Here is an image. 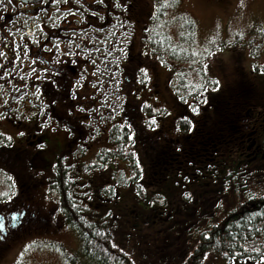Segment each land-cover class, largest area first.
I'll return each instance as SVG.
<instances>
[{"label": "trees", "instance_id": "obj_1", "mask_svg": "<svg viewBox=\"0 0 264 264\" xmlns=\"http://www.w3.org/2000/svg\"><path fill=\"white\" fill-rule=\"evenodd\" d=\"M151 3V12H141L137 20L142 29L144 45L138 55L153 58L154 61L164 62L167 65L171 76L170 89L175 108L173 115L175 128L162 129L163 125L159 123L160 126L154 135L156 138L153 137V134L147 130V125L151 122L146 121L152 120L150 118L152 108L144 106L145 110L144 108L141 110L137 105L136 110L133 97H126L120 112V123H112L108 128L109 131H104L107 133L106 146L100 148L85 167V169L103 170L109 167L115 171L114 166L108 165L112 159L128 161L127 167L131 170L130 173L135 175L133 181L137 184L138 192L142 191L139 187L141 183L148 187L150 204L146 203L147 205H144L140 211L132 201L135 199L130 198L129 195L124 198V203H114L115 188L106 187L104 184L98 185L99 190H95L97 199L92 202L87 197L88 186L84 194L80 192L81 190L77 191L78 184L85 182L77 183L76 165L71 159L68 160L65 143L64 151H58L56 146L58 143L48 144L51 134H54L56 129L69 133L80 131L78 123L83 120L65 116L66 111L76 109L81 103L78 99L75 100L77 94H70L69 88H66L62 98L56 103L57 106L52 107L54 122H51V125H57L55 130L47 127L44 121L38 122L36 115L32 116L31 110L27 111L29 128L23 141L26 139L29 144L34 140L47 145V149L43 148L45 154L49 148L57 152L54 153V157L44 155L45 168L57 174L56 181L50 178L49 191L55 195L63 225L75 232L80 244L77 254L67 256L66 262L68 264H203L211 255L229 261L235 259L245 264H264V261L259 263L260 257L264 256V169L249 164L253 160H264V155L260 153V150L264 149V140H262L264 116L259 89L242 75L240 69L239 80L217 89V82L208 76L204 67L209 51L202 55L186 54L183 45L178 47L163 30L158 29L160 30L158 32L157 25L164 17L165 10L175 7L172 2L151 0ZM120 16L126 19L122 16L121 8H107L90 23L96 25L99 30L109 29L115 33L122 26L117 24V18L120 19ZM129 21L124 20L127 24L130 23ZM114 23L119 29L112 28ZM183 23H186L188 36L180 39L182 44L188 42L187 39H192L195 34V26L192 22L186 20ZM222 45L223 43L219 44V47ZM259 50L260 53H264V47ZM251 54L255 55L254 50ZM126 55L125 65L121 66L124 72L130 69L129 63L131 66L134 58L129 52ZM138 70L137 67V72ZM70 73L74 78L78 70L74 68ZM144 73L140 71L137 79L139 83L145 82ZM193 83L196 84V88L187 85ZM46 96H42L44 100ZM91 101H87L88 106L84 108H92L95 111L96 101ZM187 103L199 111L198 117H194L189 111ZM36 110L37 108L35 112ZM158 111L162 112V110ZM237 114H242L243 117L239 118ZM75 126L79 129H73ZM31 129L35 133L40 129L46 138L40 140L30 137ZM133 129H137L135 149L139 162L133 158L132 153L123 152L125 143L129 144L135 138L130 137V130ZM175 129L182 134V137L177 135L171 143L176 150L169 152L168 149L165 154L161 153L156 146L157 136L166 132L175 133L173 131ZM164 139L169 144V137ZM0 142H4L3 147L0 145V156L3 159L5 155L8 156V150L11 151L13 148H10V141L1 134ZM177 145H181L180 148ZM83 149L79 148L85 154ZM66 157L67 160H64ZM7 160L8 158L5 159ZM179 161L183 167H187L184 176L179 173L180 168L177 167ZM4 165L0 163V169L7 167ZM173 165H176V169ZM71 167L74 169L73 172L70 171ZM19 168L10 170L17 174L21 184L26 181L24 176L27 171H23L24 169L20 171ZM158 170L165 173L172 172V183H167L173 185L168 190L169 193H165V187L152 186L156 182L152 176ZM185 178L195 184V189L191 193L188 191L183 192L182 195L175 194L173 189L180 186ZM123 181L122 183H125V180ZM156 191H163L165 198L156 201ZM185 193L189 195L185 196ZM84 200L86 204L80 207L79 204ZM101 209L102 211L105 209L103 214L100 212ZM80 256L82 258H79Z\"/></svg>", "mask_w": 264, "mask_h": 264}, {"label": "rangeland", "instance_id": "obj_2", "mask_svg": "<svg viewBox=\"0 0 264 264\" xmlns=\"http://www.w3.org/2000/svg\"><path fill=\"white\" fill-rule=\"evenodd\" d=\"M140 1H142L141 6L143 12L150 13L152 10L151 0ZM169 1H171L175 7L165 10L164 17L157 25V30H163L166 36H168L173 43L177 44L178 47L179 45H183L182 48L186 54L202 55L209 51L210 54L207 57L208 60L204 64V67L208 76L217 82V89L222 86H227L234 80H239L238 70L240 69V72L243 73L242 75H245V77L259 89L264 116V53H260L259 50L264 47V0H162V2ZM0 10H3V8L0 7ZM186 20L187 22H192L195 26V34L192 39H187L188 42L182 44L180 39L187 38L188 36V30L187 27H185L186 23H183V21ZM129 22V24L125 25L129 39L127 37L125 40L128 41V43L126 42L128 52L134 55L131 80L129 82L123 80V71L122 69L119 70L120 68L117 67L116 63L118 58L116 56L119 55L116 54L117 52L113 53V50L116 51L117 46H113L112 43H110L111 53L107 61L112 65L113 69H108V74L103 72L106 57L99 58V54L89 56L87 58L88 62H90L89 66L95 68V73L92 72V74L90 73L91 77L87 76L85 78L84 84L82 85L83 88L79 89V92L83 94L81 98H83L84 101L92 96L97 97L99 107L95 111H88L87 114L89 117L86 119L83 117L81 123L86 125L81 126L80 122L78 123L80 131L70 135L67 131L56 129V132L51 134V139L48 141V144L54 145V143H58L56 145L58 151H64L65 143L67 148L65 149L68 150V152L66 151L68 160L71 159V162L76 165L77 173L75 176L77 178V183L85 182L83 184H78V187L76 186L77 191L81 190L80 192L84 194L87 192L88 186L87 197L90 202L97 199L95 190H99L98 185L101 186L104 184L106 187L115 188L114 203H124V198L129 195L130 198L135 199L132 201L137 205V209L139 208L141 211L144 205H147L146 203L150 204L148 201L150 197L147 195L149 193L148 187L141 183L139 187L142 188V191L140 190L141 193L138 192L137 184L133 181L135 175L131 174V170H128L127 167L128 161H124L123 159L119 160L117 158L111 161L109 160L110 164L108 165L114 166L115 171L109 167L105 170L101 168L85 169L87 164L91 162L90 158L93 159L94 154L100 148L106 146L107 138L106 134H104L105 132H102V130L108 129L109 126L115 122V119H117V115L120 114V112L118 113L119 106L124 101H120L118 98L119 95H115V93L122 91L124 88L130 93V97L137 96V101H134V105H139V109L143 110L144 106L152 108V117H150L152 120L147 119L146 121H149V123L151 122L147 125V130L153 134V137H155V132L160 125H163L162 129L167 128V130H169L170 128H175L173 124V122H175L173 118L175 108L173 105V97H171V76L169 75V69L164 62H157L154 61L155 59L153 58L151 59L147 56L144 58L138 55L144 46L142 44V29L139 21H135V23L133 21ZM159 31L160 30H158V32ZM115 43L117 42L115 41ZM221 43H223V45L219 47ZM253 50L255 55L251 54ZM95 56H97L96 63L93 64L91 58ZM113 58L115 59L112 60ZM119 61L120 63L122 62L120 58ZM121 64L123 66V63ZM137 64L139 65L137 66ZM137 67L146 73L144 75V83L138 82L137 84L135 81L140 74V70L137 72ZM116 69H118L119 72L115 71ZM33 75H35V73H33ZM0 79H2V77H0ZM48 79H51V77ZM94 81L98 82L95 86L90 84V82ZM85 84L89 85L90 88L95 91V94L85 91ZM187 85L191 87L195 86L196 88V84L194 83ZM47 88L52 93V97H54L53 93L55 89H53V86L49 85ZM84 92H87L88 95L85 96ZM6 93L5 85L0 81V101L4 98ZM38 104H40L39 101ZM187 106L194 117L199 116V111H194L195 108L191 107L189 103H187ZM6 108L7 104L4 101L3 107H0V134L9 141L11 140V146L17 150H27L36 146L39 142H31L28 144L26 139L23 141L29 128L27 117L20 114L15 120L9 122L7 119L12 117L16 112L11 108L7 110ZM158 110H162V112ZM238 117L241 118L243 116L241 114L238 115ZM262 123L264 126V117ZM48 127L55 130L57 125L52 124ZM131 136L132 134H130V137ZM262 140H264V137ZM0 145L3 147L4 142H0ZM47 147V145H44L45 149H47ZM79 148H84L85 154H83ZM39 149L42 150V154L49 155L50 157H54V153H57L56 151L54 152L52 148H49L46 154L43 148L39 147ZM134 149L131 142L129 144L125 143L123 152L132 153L133 158H136L139 162V159H137V156L133 152ZM34 150L35 148H32L31 152ZM260 153L264 155V149L260 150ZM19 155H21V153H19ZM124 155L127 160L126 154ZM41 156L43 157V155ZM6 157L11 158L5 155L3 159ZM15 158L16 157L11 159V164H15L17 167H24V161ZM46 159L48 160V158ZM64 160H67V157ZM249 164L253 167H261L264 169V160H253ZM64 165L66 166V164ZM176 165H173L174 169H176ZM177 167L180 168V170L177 168L176 171L179 170L180 175L184 176L187 167H183L180 161ZM34 170L36 169H29L27 173L33 175L35 173ZM119 170H121L122 173L119 172ZM70 171L73 172L74 169L71 167ZM171 175L172 172L170 171L168 173H165V171H156L152 176L156 180L155 184L152 185L153 188L165 187V193H169L168 190L173 186L167 184L171 182ZM123 180H125V183H122L124 182ZM20 181L17 174L7 167L1 169L0 201H3V196L8 193L10 189L18 188L20 186ZM28 184L29 182L27 186ZM194 189L195 184H193L191 180L185 178V180H182L180 186L173 189V192L182 195L183 192L190 191L191 193ZM7 196L8 195H5L4 198ZM161 198H165L163 191H156L155 200L160 201ZM90 202L88 204H90ZM85 204L86 200L81 202L79 206L82 207ZM104 210L105 209L102 211L101 209L100 212L103 214ZM42 228L44 229V227ZM79 248L80 244L75 232L70 230L68 226L60 225V222H58L53 228L46 229L44 234L35 232L19 239L0 259V264H68L66 262V257L76 255ZM79 258L82 257L80 256ZM263 261L264 260H260L259 263ZM203 264H245V262H238L235 259L229 261L219 256L210 255L205 259Z\"/></svg>", "mask_w": 264, "mask_h": 264}, {"label": "flooded vegetation", "instance_id": "obj_3", "mask_svg": "<svg viewBox=\"0 0 264 264\" xmlns=\"http://www.w3.org/2000/svg\"><path fill=\"white\" fill-rule=\"evenodd\" d=\"M52 2L53 0H25V3H22L20 0H0V7L3 8V10H0V47L6 57L5 60L0 61V75H4L6 71L10 70L13 64L20 60L25 54H31L32 52L30 41L27 38L23 36L21 41L17 40V38L15 39L16 34L19 32L22 25L18 19L29 17L36 13L39 8L49 6ZM101 2L108 8H121L122 16L130 21L137 22V20H139V15L143 12V8L141 6L142 1L140 0H101ZM13 22H15V25L11 30H8V27L11 26ZM133 61L134 60H132L131 63ZM131 66H133V63ZM131 66L129 63L130 69L127 72L123 71L126 82H129L132 77ZM10 78V76L7 77V79ZM135 81H137V78ZM25 87V85H16L14 90L16 91L17 88H20V93L23 92L22 96L17 99L13 98L10 102H7L6 109L14 108V110L20 111L22 106L28 107L29 105H35L38 107L36 112H34L36 118H38L37 115L39 114L44 116L48 115L53 118L54 110L52 107L60 101L62 94L59 93L56 96L55 104L53 102V98L51 99L49 96L45 97L49 106L47 111L44 107H41L40 104L36 103L34 98L28 93L33 91V87ZM38 90L41 94H46L45 88L39 87ZM10 95L14 96L15 93L11 92ZM135 109L137 110V105ZM73 119L79 118L74 115ZM77 128V126L73 127V129ZM173 131L175 133L166 132L157 136L156 146L163 154H165V151H168V149L169 152L175 151L176 149H173L174 147L171 146V143L177 135L182 137L181 132L177 129ZM30 132V137H36L40 140H44L46 138V135L42 134L40 129H37V133H35L33 129H31ZM130 133L132 134V137H135L132 139L131 143L133 147L136 148L137 129L130 130ZM167 136L169 137V144L164 139ZM32 142H34V140H32ZM39 145L40 144H36L35 147H32L35 148L33 152H31L32 148L27 150H17L16 148L9 146L10 148H13L11 151L8 150V156L11 158H8L5 162L3 160L7 157L5 159H2V157L0 158V163H4V166L9 167L10 169L18 168L15 164L13 166L10 165L12 162L11 159H14V157H16L15 159L24 161V167H20V171L23 169H36L34 170L36 172L34 175L26 173L24 176L26 177V181L21 182L18 188L10 192L8 199L0 201V223L4 225L3 230L0 231V237H3L0 239V259L19 239L35 232L44 234L46 229L53 228L58 222H62L63 225L62 215L57 206L56 199L54 197L55 195L53 192V194H51V191H49V184L51 183L50 178H53V180L56 181L57 174H54L51 170L45 168V157L44 154H42V150L39 149ZM174 146L176 148L175 143ZM177 146L180 148L181 145ZM39 152L43 155V157ZM133 152L137 156V149L133 150ZM19 153H21V155H19ZM27 181H29L28 186L26 185ZM42 227H44V229Z\"/></svg>", "mask_w": 264, "mask_h": 264}, {"label": "snow or ice", "instance_id": "obj_4", "mask_svg": "<svg viewBox=\"0 0 264 264\" xmlns=\"http://www.w3.org/2000/svg\"><path fill=\"white\" fill-rule=\"evenodd\" d=\"M0 55H2V53H0ZM194 111H197V109H194ZM10 139V138H9ZM40 148H44V145L41 144L39 145ZM189 194L188 193H185V196H188ZM4 228V225L2 223H0V231H2ZM3 237H0V239H2ZM261 260H264V256H261L260 257Z\"/></svg>", "mask_w": 264, "mask_h": 264}]
</instances>
